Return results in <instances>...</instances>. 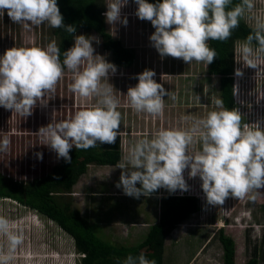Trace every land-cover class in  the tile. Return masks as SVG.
Segmentation results:
<instances>
[{"label":"clouds","instance_id":"1","mask_svg":"<svg viewBox=\"0 0 264 264\" xmlns=\"http://www.w3.org/2000/svg\"><path fill=\"white\" fill-rule=\"evenodd\" d=\"M127 3L128 0H107L106 22L126 26L128 19L121 17V10ZM135 3L138 6L135 15L150 21L155 29L149 39L161 58L170 56L187 64L196 61L207 65L218 55L208 42L230 39L241 19L253 18L255 8V0H240L231 7L232 0L157 3L135 0ZM5 11L13 23H23L26 28L46 23L54 29L63 28L68 34L76 32L75 25L64 24L57 0H0V13ZM254 19L252 31L239 47L241 59L237 62L242 61L245 67L255 68L258 73L261 69L258 61L264 56V15ZM93 41L100 43L97 36L75 35L73 46L63 52L62 62L61 50L54 40L46 47H12L0 56V106L21 117L30 116L38 102L47 103L63 79L65 68L73 73L69 87L74 94L85 100L97 98L94 105L75 112L69 119L52 120L39 129L41 144L66 161L71 160L69 153L73 146L87 150L98 143L114 144L119 135L120 101L109 83V75L115 74L117 68L104 56L95 54ZM236 51L237 46L235 54ZM155 75L154 70L145 69L137 74L138 83L128 88L126 95L133 110L152 115L163 112V97L171 93H166ZM235 75L242 76V69L236 68ZM213 103L218 110L196 120L190 129H161L151 138L137 140L116 165L121 169L116 187L136 198L150 196L160 188L171 193L187 191L184 172L188 169L189 178L199 177L202 181L209 205L222 206L229 196L244 199L264 188V128L258 122L254 126L242 123L239 110L224 107L222 98H214ZM196 142L201 148L192 151ZM10 143L7 135L0 138V152H6ZM37 156L42 159V153ZM250 198L254 200L255 196ZM202 199L204 212L208 205ZM0 235L6 236L8 243V254L0 253V264H9L11 253L23 243L24 237L4 216H0ZM123 264H156V261L140 253L129 254Z\"/></svg>","mask_w":264,"mask_h":264},{"label":"rangeland","instance_id":"2","mask_svg":"<svg viewBox=\"0 0 264 264\" xmlns=\"http://www.w3.org/2000/svg\"><path fill=\"white\" fill-rule=\"evenodd\" d=\"M137 7L135 0H128L127 5L122 8L121 17L127 16L128 19L126 26L119 22L116 25L107 23L111 34L125 46L132 48L137 56L134 65L125 69L116 67V73L109 75V83L113 85V92L120 101L117 110L121 112V129L125 133L120 135V140L126 138V153L137 140L145 136L151 138L161 129L192 128L196 120L205 117L210 111L218 110L213 99L221 98L220 77L210 74L207 64L196 61L187 64L182 59L170 56L161 58L149 39L155 29L150 21L141 20L135 15ZM106 10L105 4V12ZM251 15L253 18L244 20L253 26L254 17L264 15V0H255ZM79 34L99 37V44L93 41L95 54L104 56L112 63V54L103 49L102 38L98 33L82 31L76 35ZM53 40L56 41L53 28L46 23L26 28L23 23H13L7 11L0 13V56L12 47H46ZM243 41L235 42L237 51L234 55V72L236 68H241L243 75L238 77L234 74V78L236 86L238 82L242 84L243 91L239 90L240 86L236 87L234 108L241 113L242 123L254 126L252 124L258 122L264 128V71L262 73L260 69L257 73V69L245 67L242 61L237 62L241 59L238 50ZM253 45L255 46L254 43ZM260 59L258 63L261 62L262 68L264 56ZM145 69L154 70V79L163 85L166 93H171L163 97L165 106L161 114L137 112L129 105L127 90L138 83L137 74ZM71 83L73 73L66 68L63 79L56 86L55 94L47 99L45 105L38 102L32 114L27 117H21L0 106V138L7 135L11 141L8 150L0 152V172L4 176L19 181H31L51 172L52 168L60 163L61 158L48 146L41 144L39 129L52 120L69 119L75 112L94 105L97 100L95 97L86 100L80 98L70 90ZM200 148L199 142L192 145V151ZM37 153H42V159ZM102 170V166L95 164L88 167L85 176H82L73 188L71 197L74 207L95 224V231L104 239L128 246L141 242L154 221L157 222L156 219L152 221L151 216L155 209V214L160 212L159 202L142 198L145 202L140 205L146 208L147 217L142 216L139 211L124 208L127 211L126 217L141 219L140 221L148 220L147 227L137 229L138 224L125 226L119 219L115 224L106 223L103 221L106 217L99 211L98 199L93 198L97 196L89 194L90 190L97 187L96 184L100 182L103 173L106 176V171ZM188 171L186 169L184 172L189 185L187 191L190 194H200L202 197L198 199L203 198L206 206L202 181L199 177L189 178ZM187 191L177 190L171 193L165 188L158 190L159 195L166 196L183 195ZM253 195L254 200L250 198ZM207 205L206 211L192 213L166 238L163 264H224V249L219 238L221 229L235 240V259L238 264L252 258L256 248L259 264H264V188L249 193L244 199L229 196L222 206ZM0 216L6 217L14 230L22 233L24 237L23 243L11 253L13 258L9 264H81L83 255L77 250L73 237L50 218L6 198H0ZM108 217L114 221L118 216L113 214ZM0 253L8 254L7 237L4 235H0Z\"/></svg>","mask_w":264,"mask_h":264},{"label":"trees","instance_id":"3","mask_svg":"<svg viewBox=\"0 0 264 264\" xmlns=\"http://www.w3.org/2000/svg\"><path fill=\"white\" fill-rule=\"evenodd\" d=\"M107 0H57L65 25H75L76 32L68 34L63 28H53L56 43L63 52L69 49L78 32H96L102 38V47L112 54V63L117 68H126L134 64L136 53L130 47L115 38L108 30L105 20V4ZM157 3L160 0H149ZM240 0H232V5ZM252 31V26L240 20L239 26L226 41L210 40V47L216 49L217 56L208 64V72L217 74L219 92L224 101V107L234 108L233 73L234 48L237 40H244ZM255 44V41L253 42ZM66 69V68H65ZM71 160L61 158L52 171L31 181H19L4 176L0 172V198L12 199L25 207L32 208L42 215L55 221L64 231L71 235L77 250L83 255L81 264H123L125 258L131 254L140 253L148 259H154L156 264H163L165 241L178 224L188 219L192 213L203 212L202 201L198 196L167 195L161 201L159 221L153 224L146 238L132 246L113 243L97 233L91 223L83 218L80 210L73 206L71 193L78 179L84 174L89 165H115L121 160L120 139L117 136L114 144H97L87 150L76 149L69 153ZM220 241L224 249V264H238L236 262V244L234 238L227 236L220 230ZM257 248L254 256L243 264H259Z\"/></svg>","mask_w":264,"mask_h":264},{"label":"crops","instance_id":"4","mask_svg":"<svg viewBox=\"0 0 264 264\" xmlns=\"http://www.w3.org/2000/svg\"><path fill=\"white\" fill-rule=\"evenodd\" d=\"M126 68H129V67H126ZM119 69H122V68H119ZM124 69H125V67H124ZM160 75H162V73H160ZM121 134L125 135V133L121 129V125H120L119 135H118L119 139L121 138L120 137ZM127 134H130V133H127ZM125 139L126 138L120 140L121 160L127 154L125 149H124V145H125L124 140ZM95 165L96 166H102L103 170L106 171V176H105V173H103L104 175L101 176L100 182H98L96 184L97 187H94V189L90 190L89 194L97 196V198L96 197H93V198H95L96 200L98 199V205L100 206L99 211L101 210L100 211L101 215H104V217H106V219H104L103 221H106V223H109L111 225V223L115 224L117 222V219H119V221L122 222V224H124L125 226L129 225V224H132V225L138 224V226H136V227H138L137 229H141L142 227H147V225L149 223L148 220L144 219L143 221H140L141 219L137 220V219H133L130 217H126L127 211L124 210V208L128 207L127 210H132L134 212L139 211L140 214L141 213L143 214L142 216L147 217L146 208L143 207V205H140V204H142V202H145V200H142V198H144L146 196L140 195L139 198L128 196V195L124 194L122 188L116 187V184L119 181L120 173H121V169L116 168L117 164H115V165H97V164H95ZM103 170H102V172H103ZM87 171L84 174H82L81 177L85 176ZM80 178L78 179L77 183L79 182ZM75 185H74V187H75ZM137 187H138V184H137ZM191 194L195 195L193 193H191ZM164 196H166V194L165 195L164 194L159 195V192L157 190L156 192L152 193L150 196L146 197V199L148 198L151 201L153 199V201H155L156 203L159 202L160 212L155 214V212H156V209H155L154 214H152V216H151L152 221L155 219L157 220V222L159 221L160 213H161V201H162ZM73 206H74V204H73ZM121 208L123 209V212H122ZM113 214L118 216V217H115L114 221H112L111 218L108 217L109 215H113ZM83 218L87 219L91 223V225L93 226V228L95 230V224L93 222H91L88 218H86L84 216H83ZM99 219H101V218L99 217ZM157 222L154 221V224ZM149 230L147 231V234H148ZM138 243H140V242H137L133 245H136ZM164 259H165V256H164Z\"/></svg>","mask_w":264,"mask_h":264},{"label":"built area","instance_id":"5","mask_svg":"<svg viewBox=\"0 0 264 264\" xmlns=\"http://www.w3.org/2000/svg\"><path fill=\"white\" fill-rule=\"evenodd\" d=\"M259 63H261V62H259ZM261 65V64H260ZM234 67H235V63H234ZM263 73V72H262ZM234 74H235V72L233 73V78H234ZM263 79V78H262ZM236 78H234V82H233V86H234V98L236 99V97H237V90H236V87L238 88V86H240V87H242V84L241 83H237V86H236ZM243 88V87H242ZM239 90H241V88L239 89ZM238 94H239V92H238Z\"/></svg>","mask_w":264,"mask_h":264},{"label":"flooded vegetation","instance_id":"6","mask_svg":"<svg viewBox=\"0 0 264 264\" xmlns=\"http://www.w3.org/2000/svg\"><path fill=\"white\" fill-rule=\"evenodd\" d=\"M259 67H260V66H259ZM261 70H262V72H263L264 68L262 67ZM258 79H259V78H258ZM262 80H263V79H261V81H262ZM220 97H221V96H220Z\"/></svg>","mask_w":264,"mask_h":264}]
</instances>
